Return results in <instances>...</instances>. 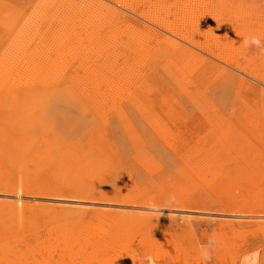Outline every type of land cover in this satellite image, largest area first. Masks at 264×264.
<instances>
[{
  "label": "bare ground",
  "instance_id": "obj_1",
  "mask_svg": "<svg viewBox=\"0 0 264 264\" xmlns=\"http://www.w3.org/2000/svg\"><path fill=\"white\" fill-rule=\"evenodd\" d=\"M109 1L130 10L147 28L144 34L129 25V30L134 31L131 40L123 44L125 48L136 45L140 56L136 64L124 68L116 59L118 49L106 43L102 51H96L97 56L106 52L103 64L94 69L84 66L94 78L88 82L79 80L70 59L89 56L91 51L86 47L89 44L78 47L77 36L62 22L59 39L55 41L58 48L44 56L48 61L46 65H0V101L11 99L16 117L9 134L0 132V151L7 154V157L1 156L3 160L0 157V192L3 191L0 194V214L3 215L0 237L17 240L23 235L35 236L41 224H57L46 232L47 238L39 243L34 256L24 259L14 255L6 262L0 258V264H166L161 262L165 253L157 248L171 241L179 252L192 246L198 250L203 242L195 240L198 233L204 239L212 237L214 251L221 254L222 249L226 250L230 264H264V254L260 255L259 250L264 246L261 243L264 244V238L261 241L254 237L238 245L230 241L243 228L264 229L263 161L256 160L249 165L242 153L251 149L250 153L255 152L254 158L264 152V108L248 105L247 134L243 136L229 123L221 126L219 121L212 123L215 141L208 144L201 139L197 145L200 148L186 147L184 155L192 150L189 153L192 156L183 157L177 168L168 163L166 166L172 167L171 170L146 151L147 144L136 131L128 130L137 148V179L134 172L114 177L121 170L122 159L97 127L88 131L89 138L82 143L65 137L73 127L82 125L70 122L60 127L58 122L44 121L42 115H38H57L67 107L63 103L94 98L93 102L108 106L95 107L96 115L104 117L114 108L123 118L118 103L125 99L145 114L144 120L152 124L160 138H167L173 135L171 127H175L173 112L167 117L172 120L171 126H167L158 114L149 112L138 96L154 89L156 77H146L143 73L147 63L156 65L161 61L163 69L169 74L180 73L185 81L197 74L201 66H206L205 60L196 58L201 57L196 52L199 50L264 83V53L261 51L264 41H260V47L255 46V52L244 43L245 37L259 38L264 29L257 28L258 23L242 28L232 21L230 33L235 44L222 50L207 37L206 31L198 32L200 23L205 22L202 19L209 13L203 6L212 0ZM221 1L236 4L239 14L233 11L234 17L242 21H249L253 8L261 2ZM225 10L217 12L223 17H232V13ZM112 16L118 15H108ZM108 17L95 34L105 26V21L112 25V21L118 19ZM136 23L139 25L138 21ZM112 28L113 25L110 30ZM64 42L71 45L62 46ZM89 43L92 44V40ZM239 47L240 51L234 50ZM242 55L247 56L248 62L240 61ZM256 60L262 65V71L254 70ZM210 63L215 65V62ZM101 87L96 94L94 91ZM162 99L172 104L171 92L166 91ZM32 125L34 129L55 131L56 135L41 147L42 143L25 132ZM169 142L183 145L179 135ZM201 153L205 154L201 158L206 159L196 160L195 155ZM14 170L18 171L15 178ZM4 171L7 176L3 177ZM110 176L115 179L108 180ZM203 224L206 227H202ZM137 229L147 230L140 240L150 247L146 252L142 250L144 256L151 252L147 259L131 246L132 232ZM254 247L256 251L250 254ZM218 260L213 264H223Z\"/></svg>",
  "mask_w": 264,
  "mask_h": 264
},
{
  "label": "rangeland",
  "instance_id": "obj_2",
  "mask_svg": "<svg viewBox=\"0 0 264 264\" xmlns=\"http://www.w3.org/2000/svg\"><path fill=\"white\" fill-rule=\"evenodd\" d=\"M154 1L157 0H152V2ZM171 1L173 2V0ZM235 5L230 1L223 3L221 0H212L203 6L209 13L202 19L205 22L200 23L198 32L206 31L208 33L207 37H211L213 41L218 43L219 48L222 50L225 49V46L228 47L231 44H235L230 33V23L232 21L242 26V28L243 26L251 28V26H255L258 23L256 27L264 29V0L256 4L257 8H253L251 16L248 18L249 21L239 20L238 16L234 17L233 11L237 15L239 14V10ZM225 8L230 11L229 13H232V17H223V15L218 14L217 11H226ZM110 12L118 16L108 17L111 14ZM107 17L110 19L118 17V19L112 21V30H110L112 25L105 21V26L98 34H95L96 29L101 27L103 19L105 18L106 20ZM136 21L139 22V25H137ZM142 21L130 10L123 9L109 0H0V65L8 66L12 63L19 67L25 64L46 65L44 63L48 61L44 56L48 52H56L58 47L55 41L59 39L58 29L64 22L67 23V28L77 36L75 42L78 47H84V44H89V46H86L91 51L89 56L70 59V65L76 69L78 79L88 82L94 77L88 74L89 71H86L84 66H90L94 69L97 65L103 64L107 57L106 52L97 56L96 51H102V47L106 43L114 44L116 49H118L116 59L119 64H123L124 68L134 65L140 60L136 45L131 44L130 47L125 48L123 44L131 40L129 38L132 34L131 32L134 31L133 29L129 30V25L134 26L144 34L146 33L147 28L141 25ZM210 23L213 25H209ZM116 28L118 29L116 30ZM210 28H212V31ZM91 40L92 44L89 43ZM259 41H264V34L259 37ZM66 44L68 43L64 42L62 46H66ZM241 47L234 50L240 51ZM248 47L255 52V45ZM196 52L201 55V57L196 56V58L200 61L205 60L206 66L204 68L201 66L197 74L185 81L180 73L169 74L161 67V61L157 62L156 65L147 63L148 67L143 70L146 77L150 75L156 77L153 79L154 89L138 96L143 99L141 103L147 107L149 112L155 113L156 116L158 114L165 125L171 126V121L174 120L175 127H171L173 135L171 134L167 138H160L155 130L152 129V124L144 120L145 114L141 113L125 99L122 100V103H118L122 114L124 113L123 118L120 117L121 114H118L114 108L110 109V111L108 110L107 115L104 117L96 115L94 113L95 107L107 105L105 103L99 105V103L93 102L94 98L92 101L85 99L80 100V102L73 100L69 103H63L62 105L67 107L63 108L64 112H59L57 115L39 113L38 115H42L44 121L50 122L52 120L58 122L60 127L70 122L82 125L83 127H73L67 133L68 136L65 135L68 139L79 140L82 143L88 140V131L92 127H97L100 134L118 151L117 154L122 159L121 170H118L114 177H121L125 172H134V177L137 179L135 176V170L137 169L135 154L137 148L131 139V132H128V130H134L137 135L141 136V139L147 144L146 151L160 165H164L166 168L169 163L174 165L173 168H177L182 163L180 160L183 157L188 159V157L192 156V154H189L192 150H189L188 154L184 155L186 147H192V149H196L195 147L200 148L197 145L201 139H204L208 144L215 141L217 137L213 136L211 132L212 123L219 121V126L229 123L236 127L237 131L243 136L247 134L248 115H246V111L248 105L254 104L256 108H264V83L244 73L237 72L232 67L202 51L196 50ZM245 58L247 56L244 57L242 55L240 61L248 62ZM248 59L251 58L248 57ZM210 61L215 62V65H212ZM253 66L254 70L262 71V65L257 60ZM83 86L87 88V85L83 84ZM102 88L94 92L98 94ZM166 91H170L172 94V104L171 102L166 103L162 99L165 98ZM13 111L14 105L11 99L0 101V132L4 131L9 134V131H11V126L16 121ZM170 112L175 115L172 120L167 119ZM148 116L150 117L149 113ZM25 132L31 138L33 136L39 144L42 143L41 147L56 135L55 131L34 129L33 125L32 128L26 129ZM178 135L183 140L181 142L183 145H174L169 142L171 138H176ZM249 135L252 138V133H249ZM259 151L261 152V150ZM250 152L251 149L242 152L244 159L249 161V165L256 160L263 161L264 165V152L260 153V157L254 158L255 152ZM240 154L238 155L239 158H241ZM201 155L205 156L203 153L195 155L198 157L196 160L206 159L205 157L201 158ZM1 156L7 157L6 152L0 151ZM1 160H3L2 157ZM167 168L168 170L172 169V167ZM143 175L144 173L141 176ZM4 176H7L5 171L3 173ZM13 176L14 178L18 176L17 170H14ZM107 179L114 180L115 178L110 176ZM208 196L211 197V195ZM105 203L110 204V202ZM1 216L3 215L0 214ZM54 225L57 224H41L35 236L29 235L26 237L23 235L16 238L17 240H13L14 237L11 239L0 237V258H3L4 262H6L10 259L12 260L14 255L21 258L34 256V252L38 250L39 243L46 240V232ZM202 227H206V225L203 224ZM1 228L3 229L2 225H0ZM132 233L134 234L131 246L137 248L139 254H142L147 259L151 252L149 251L144 256L142 250L146 252L150 247L140 241L146 236L147 230L137 229L133 230ZM254 237L260 240L263 239L264 229L259 226L243 228L230 241L238 245L249 242ZM208 238H202L200 233L196 235L195 240L202 239L203 241L198 250L192 246L190 249L188 247L186 251L179 252L171 241L166 242L164 247L156 250L162 251V254L165 253V255H162L161 262L166 264H213L217 258L223 264H230L227 251L222 249L221 254L220 251H214L215 249H212L213 239L210 236ZM261 243L264 245L263 242ZM256 249L257 247L251 248L250 254H254ZM259 250L260 255H263L264 246Z\"/></svg>",
  "mask_w": 264,
  "mask_h": 264
},
{
  "label": "clouds",
  "instance_id": "obj_3",
  "mask_svg": "<svg viewBox=\"0 0 264 264\" xmlns=\"http://www.w3.org/2000/svg\"><path fill=\"white\" fill-rule=\"evenodd\" d=\"M245 46H251V45H255L257 47H260V41L258 37L255 36H249V37H245L244 40ZM262 53H264V49H261Z\"/></svg>",
  "mask_w": 264,
  "mask_h": 264
}]
</instances>
